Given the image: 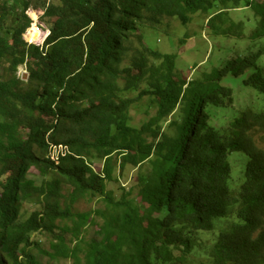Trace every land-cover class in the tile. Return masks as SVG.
Instances as JSON below:
<instances>
[{
	"label": "trees",
	"instance_id": "obj_1",
	"mask_svg": "<svg viewBox=\"0 0 264 264\" xmlns=\"http://www.w3.org/2000/svg\"><path fill=\"white\" fill-rule=\"evenodd\" d=\"M201 13L211 37L244 42L184 79L146 31ZM228 78L264 96V0H0V264H35L19 251L40 231L74 264H264V110L233 113ZM145 98L155 115L131 126ZM232 152L249 157L238 188ZM145 163L139 200L107 190ZM96 197L103 209H76Z\"/></svg>",
	"mask_w": 264,
	"mask_h": 264
},
{
	"label": "rangeland",
	"instance_id": "obj_2",
	"mask_svg": "<svg viewBox=\"0 0 264 264\" xmlns=\"http://www.w3.org/2000/svg\"><path fill=\"white\" fill-rule=\"evenodd\" d=\"M241 10L242 9H238L236 12H230L229 16L231 20L236 23H240L242 20H249L251 23L254 16L251 15V13L253 14L254 12L250 13L246 10ZM207 18L208 15L201 13L192 16L191 21L187 24L177 19L166 20L162 27H158L164 30L163 33L160 29H147L146 43H148L147 45L153 50H157L164 54L175 55L178 72L181 71V75L184 79H186V76L183 74L188 73V69L190 70V74L188 73L189 75L187 76L188 79L199 78L202 71L223 66L227 60L232 58L231 53L226 54V52L234 51L236 43L244 42V40H241L242 36L239 37L235 35V33H231L227 36L219 35L211 37L212 32L209 31ZM165 24H167V26H165ZM42 25L43 24H40L39 21L40 28L44 27ZM44 28L41 30L45 31ZM250 31V27L246 29L247 35ZM246 44H248V42ZM256 50L257 47H255L254 51ZM25 72V67H21L18 74L21 75ZM227 80L228 82L225 83L233 90V95L235 96L234 106L230 109L233 113L236 112L234 107L238 108L239 106H244L243 103L249 102V99L252 100L248 103V106L258 111L264 110V96L259 95L255 90L252 89L250 91V98H246L245 96L243 98L239 97L242 95L243 90L247 89L242 85V78H228ZM151 104V100L145 98L141 105H136L131 108V126L139 128L143 123L147 122L149 118L155 115L156 108ZM232 117L233 116H230L229 119ZM53 156H56V153H53ZM228 158L231 164L234 159H238V161L234 162V169L232 170L234 179L233 187L238 188L240 184L244 182V170L249 157L243 152H232L229 154ZM94 165L96 171L102 168V164L99 161ZM149 170L148 163H145L139 170L128 168L124 171L123 175L119 177L118 182L113 181L107 183V190L113 192L115 197L118 198L122 194L120 187H123L125 192L132 190L133 195L139 200L137 196L139 190L137 177L139 173H149ZM32 172L35 174L34 170H32ZM116 176H118L117 172H115L114 177ZM24 208L29 212L34 210L32 205H25ZM99 208L103 209V201L102 198L97 197L91 200H81L76 205V209L81 212L93 211ZM92 214L96 216L95 213ZM99 220H101L100 217H98V221ZM96 230L97 227L90 226L86 229L85 237L87 239L95 237ZM30 241L32 244L29 246L21 245L19 254L21 256V252L24 250L27 255H31L35 264H74L72 259L56 257L55 251L52 249V243H54V241L46 232L40 231L33 234Z\"/></svg>",
	"mask_w": 264,
	"mask_h": 264
},
{
	"label": "built area",
	"instance_id": "obj_3",
	"mask_svg": "<svg viewBox=\"0 0 264 264\" xmlns=\"http://www.w3.org/2000/svg\"><path fill=\"white\" fill-rule=\"evenodd\" d=\"M51 151H52L51 160L55 161L56 163H58V155L66 154V149H64L62 146L59 147L52 146ZM53 153H56V156H53Z\"/></svg>",
	"mask_w": 264,
	"mask_h": 264
},
{
	"label": "water",
	"instance_id": "obj_4",
	"mask_svg": "<svg viewBox=\"0 0 264 264\" xmlns=\"http://www.w3.org/2000/svg\"><path fill=\"white\" fill-rule=\"evenodd\" d=\"M27 76H28L27 72L23 73L22 79L23 80H26L27 79Z\"/></svg>",
	"mask_w": 264,
	"mask_h": 264
},
{
	"label": "clouds",
	"instance_id": "obj_5",
	"mask_svg": "<svg viewBox=\"0 0 264 264\" xmlns=\"http://www.w3.org/2000/svg\"><path fill=\"white\" fill-rule=\"evenodd\" d=\"M48 35V32H47V29H46V36ZM21 75H23V74H21Z\"/></svg>",
	"mask_w": 264,
	"mask_h": 264
}]
</instances>
